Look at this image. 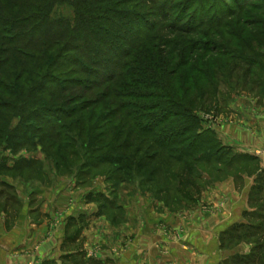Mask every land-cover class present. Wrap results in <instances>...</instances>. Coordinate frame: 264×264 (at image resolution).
<instances>
[{
  "label": "trees",
  "instance_id": "1",
  "mask_svg": "<svg viewBox=\"0 0 264 264\" xmlns=\"http://www.w3.org/2000/svg\"><path fill=\"white\" fill-rule=\"evenodd\" d=\"M262 40L264 0H0V148L29 144L40 130L48 149L67 154L76 130L88 145L110 147L131 129L127 138L136 131L172 159L191 158L208 145L194 111L216 94L219 71L246 69L249 81L264 70L246 54ZM256 161L237 154V167ZM258 177L253 189L262 193L264 169ZM243 217L249 222L226 231L257 245L232 260L263 264L264 213Z\"/></svg>",
  "mask_w": 264,
  "mask_h": 264
},
{
  "label": "rangeland",
  "instance_id": "2",
  "mask_svg": "<svg viewBox=\"0 0 264 264\" xmlns=\"http://www.w3.org/2000/svg\"><path fill=\"white\" fill-rule=\"evenodd\" d=\"M60 11L71 15L67 7ZM262 41V46H255L246 54L259 58L264 65ZM245 70L219 71L216 94L194 111L196 133L205 135L208 145L194 150L191 158L172 159L168 151L153 144L151 137L136 131L127 138L131 129L110 147H104L103 142L88 145L77 130L72 133L75 136L65 131L63 136L75 140V143L67 141L70 144L64 142L69 145L64 147L67 154H63V149H48L46 136L40 130L37 132V128L29 144L19 139L6 140L0 148V233L17 223L25 229L33 219L41 221L39 225L43 221L57 227V220L76 209L75 215L85 213L89 223L82 221L81 224L85 236L81 260L67 264H87L86 256L98 264H116L115 259L113 263L105 261L111 252L119 253L120 258L125 253L129 264L143 261L155 264L159 251L141 248H147L156 235L158 240L184 241L187 247L163 251L170 257L177 254L181 261L160 258L156 260L158 264H237L232 255L237 252L250 255L257 239L254 243L237 242V231H226L227 228L237 223V213L242 210L264 213V191L259 193L253 189L261 181L257 178L260 166L252 162L237 167V141L228 138L237 132L238 110L244 113L251 102L264 99V70L256 69L249 81ZM79 93L80 90H75L69 97L72 99ZM19 122L14 120L12 126ZM122 141L127 142L126 148L114 149ZM210 145H214L212 151H209ZM246 175L250 177L247 180ZM241 202L246 208L240 206ZM239 221L249 222L244 217ZM251 221L258 223L256 217ZM123 226L130 233L124 239L125 229L121 232L112 228ZM85 230L92 234H84ZM160 230L163 235L159 234ZM127 239L133 244L128 250H119L118 243H125ZM139 239L145 243H139L140 249L134 243ZM100 244L104 249L96 248ZM113 246L117 250L109 252Z\"/></svg>",
  "mask_w": 264,
  "mask_h": 264
},
{
  "label": "crops",
  "instance_id": "3",
  "mask_svg": "<svg viewBox=\"0 0 264 264\" xmlns=\"http://www.w3.org/2000/svg\"><path fill=\"white\" fill-rule=\"evenodd\" d=\"M243 111L245 112L242 113L240 111L241 113H239V110L237 112V132L234 131L232 134H229L228 138H230V140L237 141L238 153H244L254 156L257 160V164L260 166V170H262L264 169V99H257V103L251 102V107L247 106ZM248 178H250L249 175L246 177V180ZM240 206H242V208L245 207L243 202L240 203ZM75 210L76 209H73V214L71 213V211L66 212L64 218L57 220L56 223L59 224V226L57 227L53 226L55 224L49 225L52 223L47 224L43 221L39 225L41 221L34 222L35 220L33 219L27 222L25 229H23L22 227H18V223L11 229L4 228L5 232L3 231L0 233V264H67L71 260L73 261L78 258L79 260H81L82 256L80 249L82 248V244L84 245L85 240V236L82 234L81 224L82 221L86 222V224L89 223V221H87L88 219H86V215L83 212H80L78 216L75 215ZM242 212L243 210L240 211V213H237V220L242 218ZM46 217L48 216L46 215ZM29 228L31 229L29 230ZM112 228L115 230L120 229L121 232H123V230L125 229V232L122 233L123 239L124 237H126V235L129 236L130 234L128 232L129 228H126L124 226L122 228ZM88 231L89 233L85 230L84 234H88V236H90L92 232H90V230ZM159 234L163 235L164 233L162 230H160ZM185 237H187V233ZM142 239H144V237ZM163 239L158 240V235H156L154 241L149 242L147 248L144 247L141 249L158 250V259L163 258V260H170L173 262L181 261L180 256L178 257L177 254L170 257L168 255L169 253L167 254L163 251H169L170 249L175 250V247L178 248V246L179 248L182 246L184 247V241L172 242L169 239L165 241ZM139 241L141 240L139 239L137 242H134L138 248L142 246L139 243H142L143 245L145 244L143 243V241ZM88 243L86 242L85 245L87 246ZM118 244L121 245V248H119V250L123 251L124 249L128 250L130 248V244L133 243H130L127 239L125 243H123L122 241V243ZM204 244L207 245V243ZM97 246L98 247L96 248L101 247V249H104L102 244ZM94 247L95 245L92 246V249H94ZM184 248L187 247L185 246ZM114 250H117L115 246L109 248L108 251L111 252ZM124 256L125 253H123L122 257L120 258L119 253L113 255L111 252L107 256V259L105 257V261L113 263V259H115V261L117 260L116 264H129L127 256H125V258ZM88 257H90L89 254ZM158 259L155 256V261L153 259L152 260L155 264H158ZM85 260L86 261L84 262H86L87 264H92L93 261L94 263H96L95 261H97L90 258L88 260L87 256ZM141 263L150 264L148 261L138 262L137 264Z\"/></svg>",
  "mask_w": 264,
  "mask_h": 264
}]
</instances>
